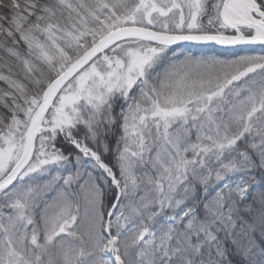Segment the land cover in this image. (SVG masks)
<instances>
[{"label": "snow or ice", "instance_id": "snow-or-ice-1", "mask_svg": "<svg viewBox=\"0 0 264 264\" xmlns=\"http://www.w3.org/2000/svg\"><path fill=\"white\" fill-rule=\"evenodd\" d=\"M0 264H264V0H0Z\"/></svg>", "mask_w": 264, "mask_h": 264}, {"label": "rangeland", "instance_id": "rangeland-1", "mask_svg": "<svg viewBox=\"0 0 264 264\" xmlns=\"http://www.w3.org/2000/svg\"><path fill=\"white\" fill-rule=\"evenodd\" d=\"M220 46H214L211 49L208 50V53H202V54H216L217 53V49H219Z\"/></svg>", "mask_w": 264, "mask_h": 264}, {"label": "trees", "instance_id": "trees-1", "mask_svg": "<svg viewBox=\"0 0 264 264\" xmlns=\"http://www.w3.org/2000/svg\"><path fill=\"white\" fill-rule=\"evenodd\" d=\"M216 51H218V49Z\"/></svg>", "mask_w": 264, "mask_h": 264}]
</instances>
